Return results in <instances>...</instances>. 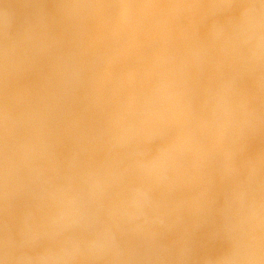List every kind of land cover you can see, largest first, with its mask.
<instances>
[{
  "label": "rangeland",
  "instance_id": "rangeland-1",
  "mask_svg": "<svg viewBox=\"0 0 264 264\" xmlns=\"http://www.w3.org/2000/svg\"><path fill=\"white\" fill-rule=\"evenodd\" d=\"M0 264H264V0H0Z\"/></svg>",
  "mask_w": 264,
  "mask_h": 264
},
{
  "label": "bare ground",
  "instance_id": "bare-ground-1",
  "mask_svg": "<svg viewBox=\"0 0 264 264\" xmlns=\"http://www.w3.org/2000/svg\"><path fill=\"white\" fill-rule=\"evenodd\" d=\"M129 95V94H128ZM131 96V95H130Z\"/></svg>",
  "mask_w": 264,
  "mask_h": 264
}]
</instances>
